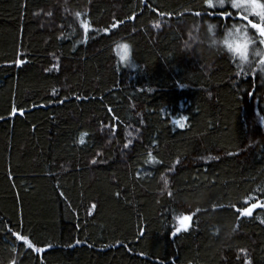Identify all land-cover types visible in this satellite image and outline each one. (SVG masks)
<instances>
[{"label": "trees", "instance_id": "1", "mask_svg": "<svg viewBox=\"0 0 264 264\" xmlns=\"http://www.w3.org/2000/svg\"><path fill=\"white\" fill-rule=\"evenodd\" d=\"M213 5L0 0V264H264V44Z\"/></svg>", "mask_w": 264, "mask_h": 264}, {"label": "snow or ice", "instance_id": "2", "mask_svg": "<svg viewBox=\"0 0 264 264\" xmlns=\"http://www.w3.org/2000/svg\"><path fill=\"white\" fill-rule=\"evenodd\" d=\"M205 2L209 8L214 7L213 0H205ZM220 4H221V7H223L224 0H220ZM231 8L238 10L236 14L239 16L240 20L246 21L247 25L250 26L251 29H254L256 33H258V36L260 37V43L264 44V3H262L261 0H231ZM77 15H79V13H77ZM219 15L222 17H229L230 18L232 16V13L230 11H222L219 13ZM250 16L257 17L258 22H254L253 19L249 18ZM116 26L117 25L115 23H113L111 25L112 28H115ZM82 27L84 29V32L87 34V32L89 30V25L86 21H84L82 23ZM106 31H107V29H106ZM209 31H211V26H209ZM241 33H243L241 39L230 40L229 37H233L234 34L232 31H229L223 39V44L230 51H232L234 54H237L239 56L240 60L242 62H244V61L248 60L249 44L253 43V41L248 38L246 29H237L236 30V35H240ZM216 42L217 41L213 40V43H216ZM117 48L123 49V52L120 56V59L122 61H127L128 60V48H129V46L127 44H118ZM19 63H20V61H17V64H19ZM260 64L264 65V54H261ZM262 70H264V69H262ZM77 99H79V97H77ZM15 111H16V109H13V112H15ZM184 120H186V117L181 116L180 120L175 121V123H177L180 127H183L184 125H183L182 121H184ZM128 135H131V133H129ZM79 142L80 143L84 142L83 134H81ZM130 143H131V141L126 143L124 145V147L127 148ZM148 159H149V161H153V162L155 161V158L152 156L151 153H149ZM93 163H96V161L94 160ZM177 163H179V161H177ZM167 187H168V182L165 179L164 180V188L167 189ZM258 206L264 207V205H258L257 203H253L250 207H243L241 209H238V211L240 213V216L249 217L252 215L253 209H256ZM95 207H96V205L93 204L92 208H95ZM189 220H190V216L184 215L179 221L180 227H178L176 229V232H180L181 229H187L189 226ZM262 223H264V221H262ZM15 237L17 240H22L33 251H36V252L41 251V249L35 248L29 242L28 237L22 236L18 233L15 234ZM13 264H15V262H13ZM247 264H251V262L249 261V262H247Z\"/></svg>", "mask_w": 264, "mask_h": 264}, {"label": "rangeland", "instance_id": "3", "mask_svg": "<svg viewBox=\"0 0 264 264\" xmlns=\"http://www.w3.org/2000/svg\"><path fill=\"white\" fill-rule=\"evenodd\" d=\"M123 49H118V55L121 56Z\"/></svg>", "mask_w": 264, "mask_h": 264}]
</instances>
